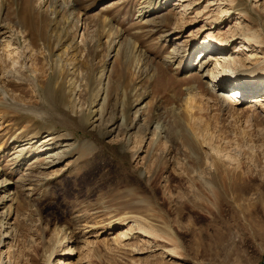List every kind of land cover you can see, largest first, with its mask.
Returning <instances> with one entry per match:
<instances>
[{
  "label": "rangeland",
  "instance_id": "374dc122",
  "mask_svg": "<svg viewBox=\"0 0 264 264\" xmlns=\"http://www.w3.org/2000/svg\"><path fill=\"white\" fill-rule=\"evenodd\" d=\"M247 28L264 0H0V264H262L261 47L228 99L189 69Z\"/></svg>",
  "mask_w": 264,
  "mask_h": 264
},
{
  "label": "bare ground",
  "instance_id": "6f19581e",
  "mask_svg": "<svg viewBox=\"0 0 264 264\" xmlns=\"http://www.w3.org/2000/svg\"><path fill=\"white\" fill-rule=\"evenodd\" d=\"M140 15L142 16L141 20H143L144 18H146V20H144L146 22H148V21L150 22V20H152V18H149V16L152 15V13L149 12V10L145 11L144 13H142ZM248 15H249L248 17H250V19H251L252 18L251 12L248 13ZM227 21H228V19L226 21L220 22L219 25H223ZM217 27H218V25L215 27V29ZM223 29H219L218 37H217V35L215 37L214 34L211 35V39L215 37L217 40V42H216L217 45H212V43H211V46H213V47L216 46V48L219 50L225 49V52H226L227 50L231 51V49L233 47L237 46L236 44L240 39H242V41L244 42L243 46L238 48L234 53H229V54H226V56H225L224 63L227 65V68L230 70L228 72L230 74L227 73L225 76L219 77L217 79V83H214L215 78H214V75L212 74V70L210 69V67L213 64V62L219 60L217 58L216 54H214V53L204 54V57H202V55H199L198 61H196L193 65L191 64L189 69H195L197 71L198 76L201 79L209 78L210 82L208 83V85L209 86L212 85L215 88V89H212V91L214 93L216 92L219 97H222L223 99L224 98L228 99L230 96H228L227 93L230 91L231 87L234 85V83H233L234 80H236V78L239 77L238 75H240V73L242 71L246 72L249 70L248 68H246L247 67L246 60L243 58H240V57L237 58L235 56L236 52H238V53L239 52L249 53V52H253L255 47H257V48L261 47L260 53H263V56H257L256 54L251 53V55H249L247 57V58H250L251 60L257 59L256 62H258V61H260V58H264V42L262 40L257 39L256 33L252 34L250 28H247L245 31L241 30L242 32H239V33L228 32L226 34H225V32H223ZM174 33H176V32L168 31L165 35H163V37L165 38V40L167 42L172 41L173 40L172 36L174 35ZM259 36H260V33H259ZM179 46H181L180 43L177 44V47L174 46V48L172 50V54L168 58L169 63H173V62L175 63V61H177L179 59V57L181 56V54L179 53V50H178ZM190 55L191 56L193 55L192 52ZM262 67H264V62H262ZM262 67L259 69L255 68L256 78H258V80H260V82H264V73H263L264 69ZM17 151H23V149L17 150ZM60 155H61L60 152L51 153L49 156H47L50 158L44 159V162L42 164H45V165L44 166L40 165V167L48 168V167H51V165L53 166V163H57L59 161ZM9 184H12V183L9 180L3 179L0 182V192L6 191L7 189L9 190V188H8ZM6 194L0 195V224L5 229H9L11 222H10V218H9L10 212H9V207L7 205V202L12 200L13 198H11L10 195H8V194L6 195ZM7 234H4V235H7ZM122 236L127 237V233H122Z\"/></svg>",
  "mask_w": 264,
  "mask_h": 264
},
{
  "label": "built area",
  "instance_id": "2783aa9c",
  "mask_svg": "<svg viewBox=\"0 0 264 264\" xmlns=\"http://www.w3.org/2000/svg\"><path fill=\"white\" fill-rule=\"evenodd\" d=\"M262 264H264V262Z\"/></svg>",
  "mask_w": 264,
  "mask_h": 264
}]
</instances>
